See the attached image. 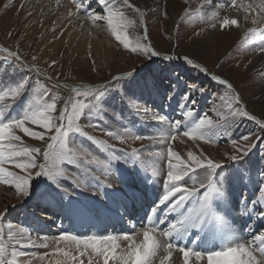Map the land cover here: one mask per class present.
Listing matches in <instances>:
<instances>
[{
  "label": "rangeland",
  "instance_id": "rangeland-1",
  "mask_svg": "<svg viewBox=\"0 0 264 264\" xmlns=\"http://www.w3.org/2000/svg\"><path fill=\"white\" fill-rule=\"evenodd\" d=\"M29 1L0 0V50L18 51L25 58L27 64H31L39 69V74L29 72L27 68L13 71L11 66H9V73L6 78L3 76V69H0V80H16L27 74L31 77L33 83L39 81L45 85L49 91L44 93V99L51 102L50 97L52 95H57L60 98L57 102L58 111L52 113L54 117L59 115V110L70 97L73 101L77 99L73 89L77 87H96L107 83L113 76H122L125 72L132 71L134 72L133 75L125 76L105 97L104 103L109 109L104 115L105 122L103 126L105 128L123 132V129L127 127L134 133L146 136H159L161 133H165L168 127L165 124V120L167 118L171 121L176 120L179 118L178 115L182 113L183 108H189L186 103L184 106H181L185 93L189 91L188 86L191 85L189 81L197 82L198 86L205 89L203 93L197 92L191 97V99L195 100L196 106L194 104V112L196 116L199 117L207 113L210 118L216 121L218 119L215 115L217 110L221 112L227 111L224 105L230 99V93L224 86L212 80L208 74L197 69L195 64H199L201 68L208 69L212 74L227 79L233 85L235 92L240 95L247 110L257 116L258 119H264V71H262L264 69L259 65L260 60L258 58L262 57L261 55L263 54H261L260 48L264 47V33L262 35H252L249 32L250 25L242 29L234 30L230 28L223 31L219 30L218 27H211L212 23L218 24V21L226 16L227 11L231 8L229 0H212L211 3H205V0H158L156 4L149 1L147 6H144L142 0H128L130 4L139 6L145 12V15L141 18L139 13L127 10V17L134 22L133 25L127 28V32L134 44L137 37L141 38L140 42L143 44L145 42L143 39L145 25H147L148 42L160 53L159 56L151 58L133 54L130 50H125L115 38L112 40L107 36L110 33V29L106 21H101L103 25L98 30L103 35V38L106 36L104 39L97 37L96 30L83 28L80 16L84 13L78 12L77 8L67 0L65 1L73 6L77 15H79V20L76 21L75 26L80 23L77 30L81 36L85 39L97 37L99 42L107 46L102 52L101 58H94L92 56L77 58L76 54L69 49L67 44L65 42L62 43L60 35L50 39L46 27L47 25L50 26V23H56V20L53 19L54 14H43V12L42 14H37L34 18H29L33 27L29 29L27 34H24L21 26L23 22L22 18L25 13L31 14L29 7H26ZM90 5L92 8L90 10L98 6L95 0ZM119 7L125 8L126 6L119 4ZM34 29L36 31L33 33ZM249 37H253L254 39ZM45 40L47 44L44 52L37 54L38 49ZM33 55L37 57L35 61L31 59ZM170 55H186L193 60V64L189 65L183 59H165V57ZM6 56L7 51H0V62ZM53 60L56 61V64H52ZM4 68L7 69L8 65L5 64ZM179 72L181 75H179ZM147 76L150 77L148 78ZM181 76L185 77V79H182ZM48 77L52 79L49 80ZM153 83H156L157 87L160 83L168 84L170 88L166 87L158 96L154 95L150 97L149 90L153 87ZM173 92L175 95H172ZM32 95L31 91H26L17 103L13 105L8 118L21 116L25 104ZM220 95L225 96L223 101L218 99ZM80 99L84 98L80 97ZM156 103L160 104L159 109L161 113L149 115L146 109H152ZM173 108L177 109L178 112L171 118L167 114ZM160 116H163L165 120L160 121L158 119ZM153 117H157V119ZM90 119L98 120L99 117L94 112L87 113L86 111V114L78 121L88 135L105 141L107 145L123 148L126 151H130L129 144L131 147L144 149L145 151L141 155L144 169L138 163L121 160L116 162L114 167L105 174L102 167L98 168L95 165L90 166L91 172H89L64 163L61 167L66 171L65 175L59 178L60 187H57L56 184L44 176L37 177L35 175L37 170H32V190L28 196H21L11 186L0 183V227L4 229L6 234L9 228L14 230L22 227L26 228L29 230L28 234L31 235V238L36 241V245L33 247H20L18 249L26 253L24 257L17 258L18 264L19 261H26L28 259H31V264H50V262L51 264H55V260L57 258L62 259V257L53 254L57 247L54 241L61 233L68 230L66 223V228H62L64 223L58 217L54 218L56 220L53 221L50 218L43 217V219H49V221H44V223L41 221L39 229H37V224L33 221L30 214H27L28 211L31 210L30 212H32L36 209L37 211L35 210V212L41 214V212H46L47 209H52L57 212L53 207V203L56 199L65 197L71 199L69 200L71 205H82L88 209L91 203L94 202L93 199L96 197V194L102 189L103 195L108 200L107 203H101L97 206L109 210L114 220L117 221L119 219L118 215L125 214L124 203L130 196L129 189L131 188L128 182L131 177L139 180V171L142 172L145 179L147 178L152 182L153 187L160 190L164 189L163 180L166 178V161H158L155 157H149V152L164 150L160 145L148 139L134 142L129 140L128 144H121L118 140L110 138L106 132L88 126ZM56 122L59 123V121ZM29 126L34 131H45L46 140L38 141L17 130L16 134L21 136L22 142L33 147H40L42 152L48 150L47 144L51 141H47V136L53 135L54 132L48 133L37 126ZM252 131L258 132L257 124L251 120L243 119L238 124L232 126L230 135L235 138ZM259 134L264 136V133ZM218 138L221 140L219 144L205 143L203 140L195 143L191 140H189L191 143L187 141L178 143L177 140L172 142L174 150L178 151L183 158H187L186 154L188 150L195 151L197 154H199V150H203L213 159L221 161L224 164L221 169L217 170L216 192L214 193L212 202L215 217L213 219V231L215 239H217L216 250L222 247L220 245H224V240L227 241L225 237H227V233L229 232L240 231L238 236L244 240H248L256 232L264 230V219L258 215L259 212L264 211V206L259 202L254 207L252 204L257 198L261 185H264V144H257L242 160L231 162L226 158V154H234L231 144L224 140L222 136ZM69 140V147H86L94 155L98 156L99 159L106 160L108 158L107 152L103 151L100 146L88 141L86 137L70 134ZM56 150H58V147ZM37 161L38 163H44L40 156L37 157ZM6 166L11 171L20 172L19 169H15L10 165ZM152 167H157L164 174L153 177L151 174ZM230 174H232L231 179L234 181V185L232 186L234 194L230 192V195L236 196L237 207L236 210L232 209L231 205L224 207L227 210L226 214L233 213L237 215L238 212V216L232 221V224H235L234 227L222 217H218V213L215 214L219 194L227 196L229 192L225 182L229 179ZM112 180L117 181V189L102 186L105 182L113 184ZM142 182L140 181L139 186ZM146 182L144 180L142 186L147 187L148 182L147 184ZM77 185H81V187H77ZM85 185L89 186V190H85ZM64 189H68L70 194L66 193ZM139 189H142V187ZM110 190L114 191L116 195L111 194L110 197ZM227 198L231 200V197L228 196ZM151 201L153 200H147L146 202ZM220 202H223V200ZM151 204L153 203H148V205ZM192 205H195L194 200L190 205H186L185 207L187 208ZM28 206H31L32 209L28 210ZM154 207L155 204H153ZM80 208L87 212L84 208ZM252 208L255 210L253 213ZM147 213H149V210ZM133 214L125 218L122 216L114 228L105 230V234L103 231L100 232L101 235L142 232L140 230H143L144 225L142 222L139 223V217L135 213ZM163 215L164 211L162 208L159 218H162ZM243 215H246L245 218H243ZM156 218H158V215ZM177 218L178 215L174 219L168 217V221L165 222L163 228L167 227L168 222H175ZM120 220L123 221L120 223ZM69 222L67 221V223ZM83 222L90 230L93 229L88 225V220H84ZM248 225L249 227L255 226L254 231L250 230L247 233L249 229ZM46 229L49 231H46ZM58 230H62V232ZM211 233L212 231L203 227L192 229L179 242L187 247L194 244L201 251H206ZM44 236L48 237L47 242L49 246L47 248L41 246L45 242L43 240ZM203 242L208 243L203 245ZM5 243H8V241L5 240ZM120 243L121 248L126 246L124 242L121 241ZM59 247H63V244H60ZM165 255L166 253L161 251L156 264H159V258ZM256 255L260 258L258 252ZM83 259L84 264H88L87 258ZM174 262L183 264L181 253L173 252L169 264H173ZM110 264H112L111 261Z\"/></svg>",
  "mask_w": 264,
  "mask_h": 264
},
{
  "label": "snow or ice",
  "instance_id": "snow-or-ice-1",
  "mask_svg": "<svg viewBox=\"0 0 264 264\" xmlns=\"http://www.w3.org/2000/svg\"><path fill=\"white\" fill-rule=\"evenodd\" d=\"M92 2L93 0H87V2L73 0L77 11L83 12L93 24L98 21H106L115 40L125 50L149 58L160 55L159 51L155 50L148 42L147 25H145L143 37L145 42L143 44L140 42V37L136 38L135 44L129 37L127 28L134 22L127 17L126 11L132 10L143 18L145 12L139 6L130 4L128 0H118V2L117 0H95L101 9L97 13L90 10L89 5ZM211 2L212 0H205V3ZM119 4L126 7L121 8ZM229 6L237 12L243 7V20L248 21L251 18L252 24L258 22L257 18H264V2L258 6L260 11L256 12L253 10V5L242 6L237 3V0H229ZM240 26L239 19L228 16L221 18L218 24L212 23L211 25L212 28L218 27L221 31ZM257 31L256 28L249 29L250 33ZM0 51H7V56L0 62V69H3L5 78L8 76L9 66L13 71L27 68L29 72L39 74V69L27 64L25 58L18 51L7 49ZM260 51L264 53V47H261ZM31 59L35 61L37 57L33 55ZM165 59H183L185 63L193 64V60L186 55H170ZM5 64L8 65L7 69L4 68ZM52 64H56V61L53 60ZM195 67L229 90L230 99L224 105L227 111L217 110L215 115L218 119L214 121L207 113L197 117L194 108L184 109L182 111L184 118L167 122V131L159 136L134 133L127 127L123 129V132H117L103 126L104 115L109 110L104 103L106 95L125 76L133 75L132 71L125 72L122 76H113L107 83L96 87L73 89L77 99L73 101L70 97L56 117L52 113L58 111L57 102L60 98L57 95H52L51 102L44 99V93H47L49 89L39 81L33 83L27 74L16 80H0V183L11 186L21 196L31 194L32 170H37L35 172L37 177L44 176L60 187L59 178L64 176L66 171L61 167L64 163L89 172H91L90 166L95 165L98 168L102 167L105 174L114 167L116 162L121 160L138 163L143 168L141 155L145 151L144 149L131 147L129 144L130 151H126L123 148L107 145L105 141L88 135L78 123L86 111L87 113L94 112L99 117L98 120L90 119L88 126L106 132L110 138L118 140L121 144H128L129 140L134 142L148 139L164 149L163 151L149 152V157H155L158 161H166V178L163 180L164 194L149 214L146 221L147 226L143 228L142 232L85 236L69 232L61 233L54 241L57 247L53 254L63 258H57L55 264H84L83 258L85 257L88 264H110V261L112 264H156L161 251L166 255L159 258V264H169L173 252L182 254L183 264H264V230L256 232L248 240L237 236L231 238L218 250L201 251L179 242L192 229L203 227L209 231L213 230L212 202L216 192V174L224 164L213 159L203 150H199V154L188 150L187 158H183L178 151L174 150L172 142L176 141L178 136H182L194 143L203 140L205 143L219 144L221 140L218 137L222 136L232 146L234 154H226L227 160L231 162L242 160L257 144H264V136L259 134L264 133V119H258L247 110L240 95L235 92L233 85L227 79L212 74L208 69L201 68L199 64H195ZM48 79L52 78L48 77ZM188 87L189 91L184 95L185 103L195 104V100L191 97L194 93H203L205 89L196 84ZM26 91H31L33 95L25 104L22 115L8 118L13 105ZM80 97L84 99H80ZM218 99L223 101L225 96L220 95ZM153 118L157 119V117ZM158 119L165 120L163 116ZM243 119L256 123L258 132L252 131L233 138L230 135L232 126ZM29 125L37 126L48 133L54 132L53 135L47 136V141H51L47 144L48 150L42 152L40 147H33L22 142L21 136L16 134L17 130L38 141L46 140L45 131H34ZM70 134L86 137L88 141L107 152L108 158L101 160L86 147H69ZM181 142L183 143V141ZM57 147L58 150H56ZM38 156L44 163H38ZM6 165L19 169L20 172L11 171ZM151 174L153 177H158L164 173L157 167H152ZM102 186L113 188L111 183L106 182ZM77 187H81V185H77ZM84 187L85 190H89V186L85 185ZM64 191L70 194L68 189H64ZM193 200L195 205L186 208L185 206L190 205ZM258 202L264 206V185H261L256 200L252 202L253 207ZM161 208H164V215L162 218H156L157 212ZM173 213L178 214L175 222L170 221L166 228H160V225L165 224L169 215ZM258 215L264 219V211L259 212ZM28 233L29 230L22 227L18 230L9 228L6 234L0 227V264H18L17 258L26 255L23 250L18 249L36 245V241ZM5 240L8 243H5ZM43 240L45 242L41 246L47 248L49 246L48 237L44 236ZM121 241L126 244L123 248H121ZM60 244H63V247H59ZM257 252L260 258L257 257ZM19 264H31V259L19 261Z\"/></svg>",
  "mask_w": 264,
  "mask_h": 264
},
{
  "label": "bare ground",
  "instance_id": "bare-ground-1",
  "mask_svg": "<svg viewBox=\"0 0 264 264\" xmlns=\"http://www.w3.org/2000/svg\"><path fill=\"white\" fill-rule=\"evenodd\" d=\"M67 1L70 4L75 6V4L73 3V0H67ZM149 1H152L153 4L154 3L156 4L158 2V0H142V2L144 3V6L145 5L147 6ZM85 2H87V1H85ZM262 2H264V0H237V3L242 5V6L249 5V4L253 5L254 12L260 11V8L258 6ZM70 4H68L65 0H32V1L30 0L27 3L26 7H29V10L31 11V14L28 15V14L25 13L23 18H22L23 22H22L21 26H22V28L24 30V34H27L29 32V29H31L33 27L32 23H31V20L29 18H34L37 14H42L43 12H44L43 14H52V15L54 14L53 19L56 20V23H50L51 25L50 26L47 25V27H46V30L49 33L48 37L50 39L54 38L57 35H60L62 43L65 42L67 44V46L69 47V49L76 54L75 56L77 58H85V57H89V56H92L94 58H101L102 57V52L107 47V46H105L104 44H102L101 42H99L97 40V37H99V39H104L106 37L105 36L103 38V35H101V33L98 31L99 29H101L100 27L103 25V23L100 21V23H101L100 24V23H98L99 22L98 21L95 24H93V23H91V21L84 14L81 15L80 19H81V23L83 25V28L94 29V30H96V35H97L96 38L95 37H89V38L85 39L83 36H81L79 31L77 30V28L80 26V23L75 26L76 21L79 20L78 19L79 15H77L75 8L73 6H71ZM90 6L91 5H89V7ZM90 9H92V8L90 7ZM91 11H95V12L99 13L100 12V8H99V6H97L96 8H94ZM81 13H83V12H81ZM226 16H228L229 18H237V19H239L241 21V26L239 28H235L234 27L233 28L234 30L242 29L245 26H249L250 25L251 28H256L258 30L257 33H251L252 35L253 34L254 35H262L264 33V18H257L258 22L256 24H252L251 18L248 21H244L243 20V16H244L243 7H241L239 12L235 11L231 7L230 10L227 11ZM35 31L36 30L34 29L33 33ZM107 36H109L112 40L115 38L112 35L111 30H110V33ZM249 38L254 39L253 37H249ZM257 43H258V41H257ZM46 44H47L46 40L43 41V43L41 44L40 48L38 49L39 51L37 52V54H39L40 52L41 53L44 52ZM225 46H227V45H225ZM261 54H262V52H261ZM261 56L262 57H258L259 60H260L259 65L262 66L263 69H264V53ZM262 71H264V70H262ZM174 72H176V71H174ZM176 73H178V72H176ZM179 75H181L180 72H179ZM147 77L149 78L150 76H147ZM181 78L185 79V77H182V76H181ZM189 83L191 85L192 84L199 85L197 82L189 81ZM153 84H154L153 87L149 90L150 97L154 96V95L158 96L162 92V90H165L166 87L170 88L168 84H161L160 83V85L158 87L156 86V83H153ZM178 87H179V85H178ZM163 93H165V92H163ZM182 93L184 94V92H182ZM172 95H175V93L173 92ZM181 104H182L181 106H184V104H185V100L184 99H183ZM161 105H162V103H161ZM187 106H189V108H195L196 104L194 106V104L191 105L190 103H188ZM155 107H156V109H154ZM159 107H160V104L156 103V105H153L152 109H146V111L148 112L149 115H157V114L161 113ZM184 109L186 110V108H183V110ZM178 116H179V118H177L176 120L184 118L183 117V113H180ZM169 121H171V120L169 118H167L165 120V124L168 125L167 122H169ZM181 141H187L188 143H191L189 141V139L184 138L182 136H178L177 142L181 143ZM138 175H139V180H137V179L135 180L134 177H131V179L128 182L130 187H131L129 189L130 196L127 198V200L124 203L125 210L128 209V212L137 210L138 207H140V205L148 204L149 202H146L147 200H153L154 204L156 205V203H158L156 201L161 199L162 195L164 194V189L160 190L158 188L153 187L152 186V182H150L149 179H147V178L145 179L143 177V174H142L141 171L138 172ZM231 178H232V174H230L229 179H227L226 182H225L226 188L229 191L227 196L218 193L219 194V199H218V205H217L216 210H215V214L218 213L217 214L218 217L219 216L222 217L226 222L231 223L232 227H234L235 224H232V221H233V219L236 216H238V212H237V215H234L233 213L226 214L227 210L224 207V206H227V205H231L232 209H234V210H236V207H237L236 196L230 195L231 193H233L232 186L234 185V181ZM144 180L148 182V184L146 182L147 187L142 186V183L144 184ZM140 181H143V182L139 186ZM112 183H113L112 184L113 188L117 189L118 188L117 181L116 180H112ZM140 187H142V189H139ZM103 194L104 193H103L102 189H100V191L96 194V197L93 199L94 202L91 203V205H90V207L88 209H86L82 205H77V204L71 205V203H69V200H71V199L70 198L68 199V197H65V198H61V199H58V200L56 199L55 202L53 203V207L57 211L54 215H53V212L52 213H50V212H47V213L41 212V214H39V213L37 214L35 212L36 209H34L32 212H30L31 210L28 211L27 214H30V216L32 217L33 221L36 222L37 229H39V224L41 223V221H43V223H44V221H49V219L46 220V219H43V217L50 218V220H52V221L56 220L54 218L58 217V219H60L61 222L64 223L62 225L63 229L66 228L65 223L67 224V226H68L67 232H69V233H75V234H78V235H81V236L92 235V234L101 235L100 231H98V230H96L94 228L92 229L93 231L90 230L89 227H87L83 221L84 220H88V223H92V222H95L97 220V221H99L100 224L104 223L103 227H102V230L106 229L107 227H114V225L117 224V221L119 219L117 221L114 220V217L111 215L109 210H107L104 207H98L97 206L98 204H101V203H107L108 199ZM111 194L116 195L114 191L110 190V197H111ZM228 196L231 197V200L227 198ZM221 200H223V202H220ZM121 205H123V204H121ZM80 207H82L85 210H87V212L83 211ZM30 208H31V206H28V210ZM251 210H252V213H253V208ZM163 211H164V208H163ZM136 214L137 213H135V215ZM132 215H134V214H132ZM177 215H178L177 213H173V214L169 215V218L174 219L175 217H177ZM138 216H139V220H140V215L138 214ZM245 216L246 215H243V218H245ZM147 219L145 220V224H146ZM213 219H215V217H213ZM67 221H70V222L67 223ZM104 221H106V222H104ZM222 222H223V220H222ZM32 224H34V223H32ZM164 226H165V224L160 225V227H162V228ZM248 227H249V225H248ZM254 227H252V226L249 227L247 233H249L250 230L254 231ZM46 231H49V230L46 229ZM58 231L62 232V230H58ZM94 231H96V232H94ZM140 231H142V230H140ZM211 231H212V233L210 234L209 243H208L206 251L216 250L217 249V248H215L217 246V243H216L217 239H215L214 231L213 230H211ZM124 232H126V231H124ZM239 232L235 230V232L227 233V237H225L227 239V242H228L229 239L233 238V236L239 237L238 236ZM53 234H56V233H53ZM104 234H105V232H104ZM244 235H245V233H244ZM192 243H194V242H192ZM190 247H195L198 250H200V248L198 246H195L194 244L191 245ZM173 264H179V263L178 262H174Z\"/></svg>",
  "mask_w": 264,
  "mask_h": 264
}]
</instances>
